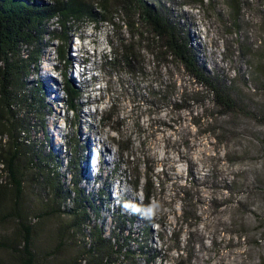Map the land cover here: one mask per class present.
I'll return each mask as SVG.
<instances>
[{"label": "rangeland", "instance_id": "374dc122", "mask_svg": "<svg viewBox=\"0 0 264 264\" xmlns=\"http://www.w3.org/2000/svg\"><path fill=\"white\" fill-rule=\"evenodd\" d=\"M165 5L186 31L198 64L224 79L236 97H252L249 107L264 110V95L254 88L255 76L264 79V0H169ZM47 29L59 27L53 22ZM90 32L102 41L103 52L93 55L98 62L85 75L91 79L85 86L78 75L83 62L75 60L94 52L86 43ZM69 35L63 60L56 51L60 42L48 43L47 34L38 66L27 77L42 83L51 108L44 133L35 137H47L46 148L57 153L65 184L71 183L69 160L86 147L79 153L88 157L79 187L95 199L109 185L96 221L104 235L118 230V223L123 235L130 232L142 244L140 230L151 224L145 251L155 254L151 264H264V122L239 112L220 113L184 66L170 59L158 62L147 46L137 51L139 71L114 64L118 38L130 37L118 16L110 24L86 19ZM79 41L88 52L76 51ZM64 75L79 92L76 111L67 108ZM49 84L56 90L50 92ZM99 87L104 90L91 92ZM90 94L101 98L92 102ZM102 153L104 160L113 159L110 164L102 163ZM89 162L94 177L86 171ZM147 182L152 195L145 204ZM22 197L24 206L42 208L28 184ZM118 215L127 221L120 224ZM134 242L131 250L139 252ZM136 259L145 261L143 253Z\"/></svg>", "mask_w": 264, "mask_h": 264}, {"label": "trees", "instance_id": "16d2710c", "mask_svg": "<svg viewBox=\"0 0 264 264\" xmlns=\"http://www.w3.org/2000/svg\"><path fill=\"white\" fill-rule=\"evenodd\" d=\"M168 1L0 0V264H139L136 258L142 253L143 264H151L155 256L145 252L151 224L140 230L144 240L140 244L130 232L123 235L125 229L118 223V230L109 236L96 223L101 217L99 202L110 195L106 190L109 185L105 184L95 199L79 187L85 170L81 164L88 159L79 154L84 146L69 160L71 183L65 184L57 153L46 148L47 137H35L37 132L44 133L45 113L51 108L44 102L42 83H30L27 77L38 66L47 34L48 43L60 42L57 56L65 60L69 34L86 19L110 24L118 16L124 19L130 37L118 38L120 48L114 51V64L130 72L139 71L137 51L147 46L158 62L170 59L184 66L220 113L239 112L264 122L262 107H249L252 97H236L224 79L208 74L198 64L186 31L165 5ZM228 1L231 4L232 0ZM53 22L59 30L47 29ZM254 83L256 91L264 95V79L255 76ZM64 84L67 108L76 111L79 92L66 75ZM25 184L37 195L42 208L24 206ZM145 186L147 204L151 183ZM118 220L120 224L127 221L122 215ZM133 222L134 217L129 219L130 224ZM131 242L139 252L131 250Z\"/></svg>", "mask_w": 264, "mask_h": 264}, {"label": "bare ground", "instance_id": "6f19581e", "mask_svg": "<svg viewBox=\"0 0 264 264\" xmlns=\"http://www.w3.org/2000/svg\"><path fill=\"white\" fill-rule=\"evenodd\" d=\"M196 24V23H195ZM196 26V25H195ZM197 34H195L194 36H196ZM84 36V35H83ZM85 36H87V37H89V40L86 42L87 44L89 43V44H92V46H93V48H94V52L93 53H90V54H88L86 57H85V59L84 60H75L76 62H79V63H81V62H83V64L81 65V67H80V70H78V75L82 78V80H81V82H83V85H85V86H90V83H89V81L91 80H86V77H85V75H87L88 73H90V72H92V70L93 69H95L96 68V63L98 62V60L96 59H94L93 60V55H96V54H100V53H102L103 52V49H102V41H100L97 37H96V35H94L93 33H85ZM84 47H86V48H84ZM82 49L86 52H88V47H87V45L86 44H83V42H81V44L79 45V46H77L76 47V51H79V52H81L82 51ZM86 58H87V60L89 59L90 61L89 62H86V64H85V61H86ZM45 59V58H44ZM72 58H70V60H71ZM71 62V61H70ZM48 69H49V67H48V65H45V66H43L42 67V70L44 71V75H46V72L48 71ZM51 84H49V87H51L52 88V90L50 91V92H53V91H55L56 90V88H54L52 85L50 86ZM95 89H99V90H104V87H99V88H92L91 89V92H93ZM90 92V93H91ZM100 98H101V96H100ZM98 96H93L92 94H90V97H89V99L93 102H95V101H97L98 99H100ZM89 113H90V111H89ZM91 113H92V111H91ZM93 140L95 141V138H93ZM98 142L99 143H102L103 145L105 144V138H101V137H99L98 138ZM112 151V150H111ZM103 153L105 154V155H108V153H109V150L107 149H105L104 148V151H103ZM101 154V160H102V163H105V164H110L112 161L111 160H113V159H108V160H104V154ZM98 158V161L100 162L101 160H100V158H99V156L97 157ZM164 157H160V159H163ZM170 158V160H172L171 159V157H169ZM89 159H90V155H89ZM89 165L91 166V164H88V167H86V171H87V168H88V171H89V176H90V173H91V170L89 169ZM85 171V172H86ZM178 172H180V170H178ZM87 173H85V175H86ZM90 177H94V174H91V176ZM88 178H87V176L86 177H84V180H83V184H85L86 183V180H87Z\"/></svg>", "mask_w": 264, "mask_h": 264}, {"label": "clouds", "instance_id": "9594fccd", "mask_svg": "<svg viewBox=\"0 0 264 264\" xmlns=\"http://www.w3.org/2000/svg\"><path fill=\"white\" fill-rule=\"evenodd\" d=\"M81 42L79 41L78 42V44H80ZM79 63L77 62V64L76 65H78ZM88 156H89V154H88ZM95 157H96V153H95ZM89 164H91L92 165V162H89ZM93 164L95 165V161H93Z\"/></svg>", "mask_w": 264, "mask_h": 264}]
</instances>
